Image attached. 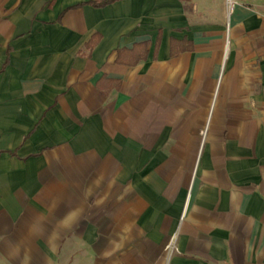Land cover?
<instances>
[{
	"label": "crops",
	"instance_id": "crops-1",
	"mask_svg": "<svg viewBox=\"0 0 264 264\" xmlns=\"http://www.w3.org/2000/svg\"><path fill=\"white\" fill-rule=\"evenodd\" d=\"M89 1L0 0V264H264V0Z\"/></svg>",
	"mask_w": 264,
	"mask_h": 264
},
{
	"label": "trees",
	"instance_id": "trees-1",
	"mask_svg": "<svg viewBox=\"0 0 264 264\" xmlns=\"http://www.w3.org/2000/svg\"><path fill=\"white\" fill-rule=\"evenodd\" d=\"M115 1H119V0H100L98 2H95L94 0H90L88 2V4L93 5L95 7H103L106 6L108 4H111ZM97 38H95V40L91 41L87 47L88 48H92L95 44H96ZM187 50V47H180V48H175L174 47V41L171 42V49H170V54L171 56L178 54L179 52L185 51Z\"/></svg>",
	"mask_w": 264,
	"mask_h": 264
},
{
	"label": "built area",
	"instance_id": "built-area-1",
	"mask_svg": "<svg viewBox=\"0 0 264 264\" xmlns=\"http://www.w3.org/2000/svg\"><path fill=\"white\" fill-rule=\"evenodd\" d=\"M227 5H228V10L231 11L233 8L234 3L230 0L227 1ZM174 249V239H171V241L169 242V244L167 245V250L168 251H172Z\"/></svg>",
	"mask_w": 264,
	"mask_h": 264
}]
</instances>
